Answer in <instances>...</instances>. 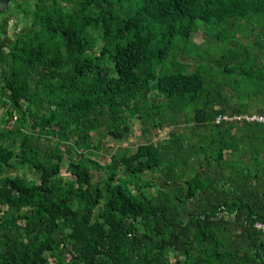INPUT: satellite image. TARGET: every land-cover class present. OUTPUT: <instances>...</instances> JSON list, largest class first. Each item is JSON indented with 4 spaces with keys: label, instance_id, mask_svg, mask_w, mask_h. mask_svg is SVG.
Here are the masks:
<instances>
[{
    "label": "trees",
    "instance_id": "16d2710c",
    "mask_svg": "<svg viewBox=\"0 0 264 264\" xmlns=\"http://www.w3.org/2000/svg\"><path fill=\"white\" fill-rule=\"evenodd\" d=\"M254 113L264 0H10L0 264H264V123L223 119ZM134 120L174 129L113 153Z\"/></svg>",
    "mask_w": 264,
    "mask_h": 264
},
{
    "label": "rangeland",
    "instance_id": "374dc122",
    "mask_svg": "<svg viewBox=\"0 0 264 264\" xmlns=\"http://www.w3.org/2000/svg\"><path fill=\"white\" fill-rule=\"evenodd\" d=\"M25 1L30 2V0H25ZM21 17H22V15L18 14V16L14 17V19L12 21V23L14 25L18 26L19 28L22 26V22L20 21ZM203 39H204V36H203L202 33H198L194 37V41L196 43L203 42ZM177 59H178L179 62L189 63L192 72H194L196 70V67L199 65L198 61L192 60L191 58L185 57L183 55H179L177 57ZM254 114L258 115L256 113H254ZM178 128H180V127H178ZM171 129L172 128H168V127L164 128L163 130H160L158 128H154L150 132L144 134L140 122L138 120H134L130 134L127 135L125 137V139L123 141H121V142L108 141V146L112 147L111 151L113 153H116V152L124 150V149H127L130 153H132V152L136 151L138 146H140L142 144H147V143H150V142H158V141L165 140L168 132ZM103 152L104 151H103V148H102V150H100V152L98 153V154H100V157H94V159H97V161L100 164H103V163H105L107 161L105 159L106 153H103ZM22 173L23 172L20 171V174H22ZM63 175L65 177H69L70 176L66 172H64ZM27 176L30 179L33 178V175L30 174V173ZM151 177H152L151 174H149V175H147L146 179L148 180Z\"/></svg>",
    "mask_w": 264,
    "mask_h": 264
},
{
    "label": "built area",
    "instance_id": "2783aa9c",
    "mask_svg": "<svg viewBox=\"0 0 264 264\" xmlns=\"http://www.w3.org/2000/svg\"><path fill=\"white\" fill-rule=\"evenodd\" d=\"M224 120L226 121H234V120H237V121H240L242 119H245L247 120L248 122H254V121H257V122H260V123H264V116H259V115H245V116H241V117H223ZM220 121V118L218 119ZM256 227L258 229H261L263 232H264V225L263 224H256Z\"/></svg>",
    "mask_w": 264,
    "mask_h": 264
},
{
    "label": "water",
    "instance_id": "95a60500",
    "mask_svg": "<svg viewBox=\"0 0 264 264\" xmlns=\"http://www.w3.org/2000/svg\"><path fill=\"white\" fill-rule=\"evenodd\" d=\"M10 0H0V11L7 12L9 10Z\"/></svg>",
    "mask_w": 264,
    "mask_h": 264
}]
</instances>
